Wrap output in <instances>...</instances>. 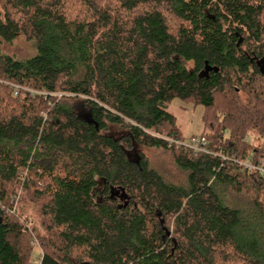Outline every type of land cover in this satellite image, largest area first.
Listing matches in <instances>:
<instances>
[{
    "label": "trees",
    "instance_id": "obj_1",
    "mask_svg": "<svg viewBox=\"0 0 264 264\" xmlns=\"http://www.w3.org/2000/svg\"><path fill=\"white\" fill-rule=\"evenodd\" d=\"M20 38L30 56L0 51V264H264V173L241 165L264 158V0H0V44ZM175 99L203 108L207 152L174 144Z\"/></svg>",
    "mask_w": 264,
    "mask_h": 264
},
{
    "label": "rangeland",
    "instance_id": "obj_2",
    "mask_svg": "<svg viewBox=\"0 0 264 264\" xmlns=\"http://www.w3.org/2000/svg\"><path fill=\"white\" fill-rule=\"evenodd\" d=\"M0 51L8 55L16 56L19 58L27 57L32 54V47L30 44L24 41L23 38L18 39L14 43L0 44ZM169 113H171L176 119V125L178 126L182 136H184L185 141H188L192 136H199L202 132V107H193L191 105H185L181 101L175 99L167 107ZM78 112L87 113L85 110H79ZM249 142L255 143L257 145L262 144L261 139H257L251 134L248 137ZM144 154L166 180L172 183H182L183 175L178 172V170L173 166L171 157L166 154H161L153 151H145ZM118 192L115 194V192ZM120 191L114 190L112 195L116 197L120 204L126 202L125 199L120 198ZM224 199L228 203L236 201V199L228 192L224 194ZM22 209L25 213L31 217L36 218L35 208L27 202H22ZM38 255L37 250H35L33 258Z\"/></svg>",
    "mask_w": 264,
    "mask_h": 264
},
{
    "label": "built area",
    "instance_id": "obj_3",
    "mask_svg": "<svg viewBox=\"0 0 264 264\" xmlns=\"http://www.w3.org/2000/svg\"><path fill=\"white\" fill-rule=\"evenodd\" d=\"M11 87L13 88V95L14 96L19 95V92L24 90L22 88H19L18 86H14V85H11ZM24 91H27V90H24ZM168 141L171 142L170 140H168ZM174 144L186 147V148L192 150L194 153H196V152L197 153L207 152L206 148H205L206 139L203 136L191 137L188 141H185V140L184 141H175ZM241 165L248 172L264 173V158L259 159V161L256 164H254L251 161V162L241 163Z\"/></svg>",
    "mask_w": 264,
    "mask_h": 264
},
{
    "label": "water",
    "instance_id": "obj_4",
    "mask_svg": "<svg viewBox=\"0 0 264 264\" xmlns=\"http://www.w3.org/2000/svg\"><path fill=\"white\" fill-rule=\"evenodd\" d=\"M240 42V41H239ZM259 70H260V72H261V74L263 75V77H264V63L262 62V63H260L259 64ZM216 71V70H215ZM203 73H201V75H202ZM200 75V76H201ZM79 118V117H78ZM82 122H84V123H86L87 125H93L94 127H95V129H97L98 128V125H97V123L95 122V120L92 118V116H91V114H90V112H87V113H85V116H84V118H79ZM115 189L114 188H111V195H112V193H113V191H114ZM118 191H120V198L121 199H125L126 200V202L124 203V205H126L127 204V200L129 199V197L127 196V194H126V192H125V190L123 189V188H120V189H118ZM116 193H118L117 191L115 192V194Z\"/></svg>",
    "mask_w": 264,
    "mask_h": 264
},
{
    "label": "flooded vegetation",
    "instance_id": "obj_5",
    "mask_svg": "<svg viewBox=\"0 0 264 264\" xmlns=\"http://www.w3.org/2000/svg\"><path fill=\"white\" fill-rule=\"evenodd\" d=\"M84 116H85V113H83V112H78V117H79V118H84Z\"/></svg>",
    "mask_w": 264,
    "mask_h": 264
}]
</instances>
